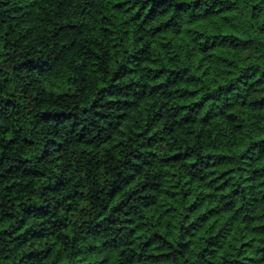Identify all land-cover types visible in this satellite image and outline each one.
Segmentation results:
<instances>
[{
	"label": "trees",
	"instance_id": "trees-1",
	"mask_svg": "<svg viewBox=\"0 0 264 264\" xmlns=\"http://www.w3.org/2000/svg\"><path fill=\"white\" fill-rule=\"evenodd\" d=\"M0 264H264V0H0Z\"/></svg>",
	"mask_w": 264,
	"mask_h": 264
}]
</instances>
